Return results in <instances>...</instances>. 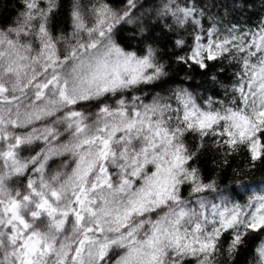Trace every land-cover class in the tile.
Wrapping results in <instances>:
<instances>
[{
  "label": "snow or ice",
  "instance_id": "1",
  "mask_svg": "<svg viewBox=\"0 0 264 264\" xmlns=\"http://www.w3.org/2000/svg\"><path fill=\"white\" fill-rule=\"evenodd\" d=\"M247 7L13 5L0 264H264V11Z\"/></svg>",
  "mask_w": 264,
  "mask_h": 264
},
{
  "label": "trees",
  "instance_id": "2",
  "mask_svg": "<svg viewBox=\"0 0 264 264\" xmlns=\"http://www.w3.org/2000/svg\"><path fill=\"white\" fill-rule=\"evenodd\" d=\"M66 2V0H65ZM230 3V0H227ZM240 3L248 6L247 7V18L251 20H256L264 11L262 8V2L264 0H239ZM13 5H18V0H0V25L5 24L9 21V19L15 15V11ZM63 19V17H61ZM233 69H229V73ZM199 79V77H197ZM195 86V82H193ZM243 161L237 159L236 163L240 164ZM257 176L260 175V172L256 173ZM246 259V253H242L237 260V264H244Z\"/></svg>",
  "mask_w": 264,
  "mask_h": 264
}]
</instances>
